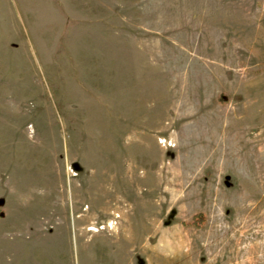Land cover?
Instances as JSON below:
<instances>
[{"label":"rangeland","instance_id":"374dc122","mask_svg":"<svg viewBox=\"0 0 264 264\" xmlns=\"http://www.w3.org/2000/svg\"><path fill=\"white\" fill-rule=\"evenodd\" d=\"M132 260L264 264V0H0V264Z\"/></svg>","mask_w":264,"mask_h":264},{"label":"crops","instance_id":"0c3cea01","mask_svg":"<svg viewBox=\"0 0 264 264\" xmlns=\"http://www.w3.org/2000/svg\"><path fill=\"white\" fill-rule=\"evenodd\" d=\"M201 109H204L202 106H201V108H199L198 110H193V112H192V110H190V113L188 114L187 112H185V114H179V118H184V120H181V119H179V120H181V122H184L186 125L188 124V122H190L191 120H192V118L191 117H195V118H200V119H202V124H203V127H204V129H210V128H208V126L209 125H211V119H210V117L214 114V113H216V112H218L219 113V111H217L216 110V112L214 111V110H209V109H204V110H201ZM195 111V112H194ZM205 114V115H204ZM203 115H204V117H203ZM211 115V116H210ZM191 118V119H187V118ZM160 138H162V137H158V139H159V142H161V141H163L162 139H160ZM209 139H207V141H208ZM108 221V220H107ZM106 221V225H107V222ZM106 225H105V227H106ZM102 226V225H101ZM103 227V226H102ZM109 230V229H108ZM135 257H137V256H135ZM130 264H134V262H133V260H132V262L130 263Z\"/></svg>","mask_w":264,"mask_h":264},{"label":"trees","instance_id":"16d2710c","mask_svg":"<svg viewBox=\"0 0 264 264\" xmlns=\"http://www.w3.org/2000/svg\"><path fill=\"white\" fill-rule=\"evenodd\" d=\"M194 224V223H193Z\"/></svg>","mask_w":264,"mask_h":264}]
</instances>
